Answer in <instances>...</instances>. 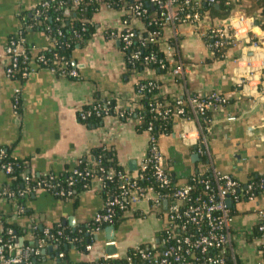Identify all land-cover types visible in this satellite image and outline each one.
Masks as SVG:
<instances>
[{
	"label": "crops",
	"instance_id": "obj_1",
	"mask_svg": "<svg viewBox=\"0 0 264 264\" xmlns=\"http://www.w3.org/2000/svg\"><path fill=\"white\" fill-rule=\"evenodd\" d=\"M42 1L0 0V153L8 152L11 159L23 161L26 174L39 179L75 166L92 149L104 145L115 151L119 164L133 175L149 145V136L135 129L137 119L122 122L117 117H107L98 126H86L78 121L77 115L84 106L111 98L117 100L119 108H137L139 106L134 104L138 100L136 87L141 81L153 80L159 83L160 96L168 101L187 102L193 95L212 93L222 95L227 101L223 107L210 111L206 165L195 154L194 145L182 139L183 132H187L192 141L201 137L195 114L188 120L175 118L172 134L159 139L158 147L177 175L179 185L185 184L201 168L229 175L243 185L253 180L264 183V31L257 26L253 28L259 48L242 43L228 50L224 58L214 59L192 25L171 24L164 29L163 38L168 44L170 39L177 41L178 49L173 48V51L178 61L174 65H184L182 74L175 77L172 73L160 74L151 69L126 74L120 42L106 38L104 33L108 30L122 32L126 27L143 32L145 27L134 19L126 25L123 17L128 10L119 11L104 4L95 18L99 25L96 35L74 53L78 78L38 69L34 59L49 48L47 36L39 30H29L25 35V46L32 58H29V67L33 70L30 77L10 78L6 74L10 64L6 55L9 40L21 31L22 20L31 17ZM228 24V19H213L211 26ZM240 78L248 82L244 84ZM231 117L236 120L228 122ZM195 155L196 161L193 160ZM11 185V179L0 173V191L6 192ZM100 187L95 179L91 189L72 200L37 190L25 201L26 216H19L18 207L11 202L0 200V220L1 216H7L9 223L24 232L15 253L20 254L26 241H31L30 247L37 249L38 242L30 234L32 223L39 225L43 232L59 226L71 232L88 229L103 210ZM231 208L234 227L251 230L258 223L260 212L264 213V192L252 201L232 204ZM125 218L118 226H113V232L107 231L109 226L96 231L86 251L71 249L68 254L71 261L104 259L109 256L107 244L110 242L116 244L114 255L121 257L129 249L157 242L163 222L150 212L148 205L132 208ZM50 246L32 257L33 264H58L57 249L48 250ZM239 255L243 264L259 261L252 246L240 247Z\"/></svg>",
	"mask_w": 264,
	"mask_h": 264
},
{
	"label": "trees",
	"instance_id": "obj_2",
	"mask_svg": "<svg viewBox=\"0 0 264 264\" xmlns=\"http://www.w3.org/2000/svg\"><path fill=\"white\" fill-rule=\"evenodd\" d=\"M175 1L180 17L185 16L187 13L195 11L202 13L207 10L212 19L226 20L233 15L234 12H241L246 17L254 18L255 22H257L256 26L264 31V0H230V5H226L225 2L227 0H223L218 9H216V6L208 5L204 0L200 2L199 7L193 1H190L187 5V0ZM43 4L47 5L42 6ZM104 4H107V6L115 10H128L129 12L130 9L138 5L140 6L139 12H141V15L137 19L144 24V31L139 32L133 30L135 38L127 48H125L123 43H120V49L125 57L126 74L140 73L146 69H151L160 74L172 73L173 64L172 66L167 65L164 68H161L159 64L160 60H163L165 57L160 50L159 44L145 42L151 33H156L159 38H163L164 29L168 27L170 23L162 16V12L157 6L147 2H136L134 0H43L31 17H25L22 20L21 26V32L24 38L29 30H39L48 38L49 48L41 51L38 57L34 59L38 69L54 70L57 76L65 74L66 78L75 79L69 76L71 71H77L74 67V53L84 48L96 35L99 25L95 18L101 6ZM129 12L123 17V21L126 25L131 23ZM104 34L106 38L111 39L115 38L118 33L108 30ZM250 37L254 42L260 44L253 33H250ZM204 40L207 45L212 41L209 38H205ZM169 44L175 50L178 49V44L175 39H170ZM231 48H233V46L219 48V50L213 52V58H222V55H226ZM26 50L28 52V57L31 58L30 50L27 47ZM135 53H139V58L137 60L131 58ZM151 56H154L156 61L145 60L146 57ZM40 59H42L43 62ZM177 61L178 59L176 56L174 57V63ZM62 62L66 63L64 67H62ZM262 79H264V70ZM149 82H156L158 88L148 91L150 89L148 87ZM139 86H144V90L140 94H138ZM136 94L138 100L134 104L139 106L137 108H119L115 98L104 101L98 100L84 106L80 112H78V121L86 126H98L107 117H119L122 122L137 119L138 124L135 126L136 131L140 134H147L150 137H154L157 143L162 136L171 135L175 118H162L155 111L157 103L164 104L168 102V98L161 97L159 94V83L153 80L141 81L136 87ZM185 113L186 116L183 119L188 120L193 118L194 113L190 108H186ZM198 121L201 128V137L207 140L208 122L211 121L210 111H206L204 115L198 116ZM205 157L204 155L202 158V164L204 165H206ZM6 166H11L12 168V172L9 175L4 173L3 167ZM26 169V165L23 161L11 159L8 152L0 153V173L5 174L11 179L12 185L8 187L7 192L13 194L11 204L18 208L25 207V201L36 193L40 188L39 184L42 182H48L55 187L52 190L54 194L59 191H64L65 194L71 192L70 196H54L63 200H72L78 197L80 193L91 189L92 182L96 178H100L102 181L101 196L104 202L108 200L113 201L122 191V180L120 177L126 172L119 164L115 151L104 145L92 149L86 158L79 160L73 167H66L59 174H48L39 179H34L29 174H26ZM75 171L79 175H75ZM168 172L171 183L170 186L166 188H158L150 168L145 170L144 178L138 180V186L154 188L161 196H171L181 185H179L177 175H175L169 166ZM27 178L29 182H27ZM51 178L52 180H50ZM212 178L211 170L208 169L201 177L195 172L188 178L185 184L193 188L194 194H207L201 181L205 179L211 181L210 190L213 192L214 186ZM258 182L259 180L251 181V183L254 184ZM27 189H29L28 194L26 196H21V194L27 192ZM2 193L5 192L0 191V194ZM114 211L113 223L111 226L116 227L126 218L124 212L118 207H115ZM26 215H28V212L25 209L23 212H19V216ZM1 217L0 239L4 243L12 244L15 247L19 243V239L24 237V232L15 224L9 223L7 216ZM104 227H106V225H98L93 221L88 229L82 228L76 232H71L61 226L48 228L47 230L53 236V240H48L49 244L57 247V254H63L62 258L58 257V259H60L59 264H127L126 261L122 259H100L94 262L75 263L69 258L68 254L71 249L79 252L86 251L87 247L92 244L94 233ZM262 227L264 228V223ZM8 231H12L13 234H8ZM30 234L35 242L45 239V233L37 224L32 223ZM260 235L261 233L258 232V228L255 227L254 237L259 238ZM30 244L31 241H26L24 246H30ZM145 248L146 247L143 249ZM262 250L264 253V248ZM127 253L131 264H140L139 252L132 248L129 249ZM39 258L40 256H38V259ZM26 264H33V259L31 258Z\"/></svg>",
	"mask_w": 264,
	"mask_h": 264
},
{
	"label": "built area",
	"instance_id": "obj_3",
	"mask_svg": "<svg viewBox=\"0 0 264 264\" xmlns=\"http://www.w3.org/2000/svg\"><path fill=\"white\" fill-rule=\"evenodd\" d=\"M134 1L147 2L157 6L162 12V16L168 20L170 25L179 23L192 25L199 37L212 40L207 45L212 55L219 48L235 47L242 43L256 49L259 48V44L254 42L250 37V33L253 32V28L255 27V19L246 17L241 12H234L228 18L229 24L227 26H211L213 19H211L207 10L202 13L199 11L187 13L185 16L180 17L175 0ZM190 1H193L199 7L202 0H187L186 5ZM204 2L208 5L219 6L223 0H204ZM225 4L230 5L231 1L227 0ZM46 5L43 4L42 6ZM139 7L138 5L130 9V12L128 11L131 19L138 20L137 18L141 15ZM115 38L127 48L135 38V33L126 27L122 32H118ZM145 42L159 44L160 50L165 56L159 62L161 68L167 65H174L175 55L173 48L164 38H159L158 34L151 33ZM25 45L26 40L21 31L9 40L6 55L10 60V64L6 74L10 78L25 80L33 72L32 68L29 67V57ZM224 57L225 55H222V58ZM131 58L137 60L139 53L133 54ZM40 60L43 62L42 59ZM145 60L156 61L154 56L146 57ZM65 65L66 63L62 62V67ZM50 71L56 74V71ZM183 71V64L174 65L172 75L178 77ZM69 76L78 78V72L71 71ZM61 77H66V75L63 74ZM240 81L244 82V84L248 82L246 79H241ZM148 87L150 88L148 91H151L158 88V84L156 82H149ZM143 90L144 86H139L138 94ZM226 102V99L217 93L209 95L196 94L191 96L187 100V103L182 99H174L164 104L157 103L155 111L162 118H184L186 116V108H190L198 117L204 115L206 111L223 107ZM235 120L236 118L231 117L227 121L234 122ZM210 123L211 121L208 122V124ZM199 131L201 132V128ZM182 139L184 142L194 145L195 154L198 157L201 159L204 157L208 145L205 138L199 137L197 140L192 141L188 133L183 132ZM147 168L151 169L152 176L159 189L170 186L167 161L161 153L155 138L150 136L146 156L138 166L137 172L133 175L125 172L120 177L122 180V191L119 196L113 201L108 200L104 202L102 212L94 218L95 223L98 225L111 226L115 207L121 209L126 215L134 207H138L141 204L148 205L150 212L163 222V227L157 242L152 243L145 249H143L145 246L133 248L139 252L140 264H243L239 255V248L247 246L255 248L259 256L257 264H264V253L262 250L264 248V228L262 227L264 213L260 212L258 216L259 220L255 227L258 228V232L261 235L259 238H255V227L245 231L234 227V214L232 208L228 207V202L238 204L243 201H252L259 197L264 192V183L258 182L254 184L250 182L243 185L229 175L219 174L211 170L214 186L213 192L210 190L211 181L205 179L201 182L207 194H194L191 186L183 184L171 196H161L154 188L138 186V180L144 178V172ZM3 169L6 175L12 172L11 166L3 167ZM205 171V169L201 168L197 171V175L201 177ZM74 174L79 175L76 171ZM96 179L102 185L101 179ZM26 180L29 182L28 178ZM39 186L38 190H44L53 195H71V192L65 194L64 191L52 193L55 187L48 182H42ZM28 192L29 189H27V192L21 194V196H26ZM12 197L13 194L7 191L0 194V200L11 202ZM18 210L19 212H23L24 208L19 207ZM44 233L45 239L38 241L37 249L32 246H26L21 250L19 255L15 253L14 245L4 243L0 239V264H26L33 256L39 254L40 249L48 245L53 246L48 242V240H53V236L48 230L44 231ZM8 234L12 235L13 232L8 231ZM110 245L116 246L114 242L107 244V246ZM62 257L63 254H60L59 258ZM104 259H122L127 264H131L128 253L122 257L113 255Z\"/></svg>",
	"mask_w": 264,
	"mask_h": 264
},
{
	"label": "water",
	"instance_id": "obj_4",
	"mask_svg": "<svg viewBox=\"0 0 264 264\" xmlns=\"http://www.w3.org/2000/svg\"><path fill=\"white\" fill-rule=\"evenodd\" d=\"M218 8H219V6H216V9H218ZM256 25H257V22H255V26ZM74 67H76L75 64H74ZM193 160H195V161L197 160V156L196 155L193 156ZM131 167H132V165H131ZM132 168H134V167H132ZM165 206H166V203H165ZM228 207L229 208L232 207V203L231 202H228ZM107 231H110V232L112 231L113 232V226H109V228L107 229ZM53 248L57 249V247L50 246L48 248V250H52ZM107 253H108L109 256H113L114 254H116V250H115L114 246H112V245L107 246ZM57 263L58 264L60 263V259H57Z\"/></svg>",
	"mask_w": 264,
	"mask_h": 264
}]
</instances>
